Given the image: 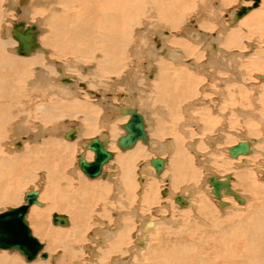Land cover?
I'll list each match as a JSON object with an SVG mask.
<instances>
[{
    "label": "bare ground",
    "instance_id": "bare-ground-1",
    "mask_svg": "<svg viewBox=\"0 0 264 264\" xmlns=\"http://www.w3.org/2000/svg\"><path fill=\"white\" fill-rule=\"evenodd\" d=\"M231 1L233 0H218V7L209 9L211 6L207 8L205 3L202 7L198 6L196 0H0V205L12 204L9 208H16L26 204L25 196L28 192H37L38 204L30 205L25 214V220L26 222L29 220L27 224L30 223L31 227L29 224L28 227L42 245V249L36 258L29 262L30 264H52V262L53 264H92V262L98 264H264V186L257 183L255 174L258 175V171L255 174L252 173L255 163L249 162V160H256L254 154L259 149L256 150L254 144L258 141L255 139L258 135L244 136L255 135L261 128L264 132V86L262 85L264 73L251 72L264 66V51L255 49L258 45L247 40V35L245 36L240 29L232 31L226 26V22L215 21V18L220 15L218 9H223ZM254 3L255 0H247L239 6H255L244 13L247 17L251 14V17L244 19L242 15L240 17H243L242 19L235 20L234 15L231 14L227 21L231 19L230 17L233 22L240 20V26L245 25L249 33L261 34L264 31V0H257L253 5ZM239 7L235 9V12ZM45 12L47 15H44ZM191 14L195 15V19L189 22L187 19L191 18ZM9 15L13 16V20L8 19L11 26L6 27L4 26L5 18ZM21 24L23 30H31L29 34L36 43L35 49L26 54L30 55L28 57L16 56L14 50L17 53L18 41L15 40V42L7 37L9 31L12 35L14 26L18 27ZM252 26L255 28L249 30ZM212 32L216 33L212 34ZM214 39L226 51L214 50ZM244 40L246 45L242 46ZM239 45L244 48L231 50ZM204 52L207 53L205 59L202 57L205 55ZM217 52L220 55H217ZM231 53L235 59L230 58L223 62L222 57L228 59ZM200 56L202 61L198 59ZM141 57L149 59L146 75L150 80L141 77L143 72L138 73L141 69ZM239 59L245 60L241 63ZM228 63L232 67L227 68L225 64ZM215 65L225 68V71L229 70V73L236 74L239 78L230 74L222 76L221 71L217 75ZM254 76L255 78L252 79L251 77ZM83 81L87 84L82 83ZM119 85H123L128 92L123 91L116 97ZM81 92L91 99L97 95L100 98L98 101L92 99L93 104H91L89 102L91 99L84 101L86 98ZM200 95H206V97ZM223 98L227 101L221 103ZM100 105L102 106L99 107ZM130 105H136L137 109H133L142 116L147 141H138L131 149L120 150L117 140L124 134L121 126L130 117L129 114H122V110L131 108ZM206 109L213 111V116ZM183 110H189L187 112L191 110L192 114L193 110L198 111V114L200 111V114L204 115L201 116L204 125L194 126H197L195 128L200 132L204 129H208L210 133L214 131L212 137L205 140L211 151H206L205 144L202 143L205 138L200 136L202 142L194 139L192 142L185 141V149L181 144L180 135L178 137L175 135V141L169 139V136H173L169 134L177 129L179 131L176 132L186 134L184 127L187 125L179 119ZM73 112L82 115L78 124L73 121L60 124V119L71 117ZM185 115L188 114L185 113ZM217 116L223 119L218 120ZM257 118H260L262 126L258 130L253 127L256 124L253 123V119ZM117 120H120L122 130L118 128ZM167 122L170 127L167 126ZM238 122H246L249 127L247 126L246 131L235 129L236 135L241 139L231 144L224 140L226 136H229L224 135V129ZM257 123V125L260 124L258 121ZM9 125H13L12 136L16 137L12 140V145L8 142L6 145L8 138L6 139L5 132ZM104 126L110 134V140L116 142L115 151H112V145L107 147L109 140L103 138L101 127ZM60 127L63 130L61 129L62 132L58 133ZM37 128L38 130L35 131ZM98 131V135H94ZM51 133L54 136L59 134L63 140L74 142V146L75 142L79 144H77L78 153L76 154L77 166L78 155L84 153L87 161L93 158L94 153L85 150L90 139L98 137L100 141H106V150L111 149L108 151L114 156L102 166L104 176L90 179L106 178L110 183L79 181L76 186L73 185L68 177L69 171L66 166L67 156L72 154H68L70 145L49 139L48 135ZM42 135L47 137L42 141L39 140V143L38 139ZM86 135L91 136L88 141L80 140V137ZM235 137H233L234 141ZM222 141L230 145L227 147L224 145L223 148L220 145ZM242 141L250 143V152L231 157L233 159L229 158L232 162L229 164H233L234 169L232 170V166L228 167V170L231 168V171L235 173L226 171L227 173L220 175L215 173L218 171H211L212 166H220L219 163L223 162L224 155L228 154L230 157L229 147ZM139 142L142 144L140 145ZM117 148L124 155L116 156L119 151ZM187 148L194 155V159L196 158L193 162H196L200 169L192 163L193 157L191 159V156H187L185 152H188ZM21 151L23 152L19 153ZM151 153L156 155L151 156ZM158 156L164 158V165L162 172L157 176L154 168L148 167L150 159ZM136 160H138L136 181L137 184H143L142 189H139V200L136 198L141 205L140 210H148L154 201V196L157 195H153L155 191L151 184L145 183L149 179L148 176H151L153 180L158 178L159 181L166 183L159 193L163 200L160 205H155L154 211L152 210L153 217L164 216L161 210L166 211L169 206L171 208L173 202L177 207L179 206V210L182 209V212L184 208L188 210L193 207L194 200L184 194L186 192L174 193L173 189L179 190L178 187L182 184L179 188L188 190L196 198L200 189L194 182L200 175L198 170L201 169H204L207 175L203 177L205 182L211 174L218 175L222 177L221 179L225 175H230L231 189L238 193L244 202L238 203L232 195L225 196L222 193L220 199L226 204L221 205L220 199L214 196L210 187V190H207L209 198L216 205V209L213 208L214 206L212 208L214 211L220 208V213L229 212L227 214L229 216H224V219H219L218 223L211 224L210 228L206 226L209 228H206L207 230L205 227L198 228L195 225L184 227L188 223H184L183 227L177 223L173 225L170 223L171 227L167 228L172 230L161 229L164 228L161 227L160 230L164 232L156 234L155 231L159 228L157 222L161 219L155 221L138 213L136 210L138 205L136 208H130L128 205V210L123 209L121 214L114 213L116 216L112 225L107 223L106 226H102L98 213H96L95 222L91 218L92 205L103 203V197L112 193L109 195L110 198L121 201L124 199V196L123 199L120 198L121 195L136 196L134 192L137 187L133 188L134 181H132L135 175L130 173V169L134 171L130 165ZM255 165L258 166V164ZM170 167L171 180L169 176L166 177ZM39 169L46 171L50 181L55 180L53 186L50 185L51 187L43 195L36 187H33L23 195L21 200L19 196L21 184L28 181ZM259 170L261 173L259 175L263 179L264 169L259 168ZM200 177L202 176H199V179ZM235 177H240L243 182L247 180L246 185H249L256 194L255 197L252 195L254 201L250 202L247 195L236 189ZM151 179L150 182H152ZM184 181L191 182H187L186 185ZM62 183L67 184L65 190L60 187L63 186ZM162 190H166L164 196L161 193ZM177 195L184 198L187 203L180 205L175 202L174 198ZM45 197L49 201L48 204L41 202V199ZM231 198L237 202V205ZM17 202L19 203L16 204ZM201 205L204 206L203 203ZM202 206L197 208L198 212L200 210H202L201 213L203 212L205 207L202 208ZM5 208H2L3 212L9 209ZM52 211L68 212L70 217L66 216L67 225L53 224L54 212ZM157 211H161L162 214H158ZM201 215L203 216V213ZM48 221L53 226L57 225L54 227L56 230L59 229L60 236L53 235L51 226L46 225ZM44 237H47V244L42 243ZM46 248L50 251L48 252ZM0 250L9 253L11 258H14L12 253L17 252L16 250ZM43 253L46 256L42 258ZM4 257L8 258L5 255ZM21 257L24 259L22 255ZM12 259L3 260L0 264L19 263V260L15 259L16 262ZM41 259L44 260L39 261Z\"/></svg>",
    "mask_w": 264,
    "mask_h": 264
},
{
    "label": "rangeland",
    "instance_id": "rangeland-1",
    "mask_svg": "<svg viewBox=\"0 0 264 264\" xmlns=\"http://www.w3.org/2000/svg\"><path fill=\"white\" fill-rule=\"evenodd\" d=\"M243 2H247V0H233V1H231V3L230 4H227L225 7H223V9H218V11L220 12V15L219 16H217L216 18H215V21L216 22H226V26L229 28V30H232V31H234V30H237V29H240L241 30V32L246 36L247 35V40H249L250 42H252V43H255V44H257L258 45V47H256L255 49H260V51H264V37L262 38V36H264V31L261 33V34H259V33H255V32H251V33H249L250 31H248V28L247 27H245V25H242V26H240V20L239 21H236V22H233L232 21V17H230L231 19L229 20V21H227V18L232 14V15H234V12H235V9L236 8H238ZM196 3H198V6H200V7H202L203 6V3H205L206 4V6L205 7H209V6H211V7H209V9H213L214 7H218V0H196ZM199 3H202V4H199ZM208 3V4H207ZM251 4H252V1L250 2ZM210 4V5H209ZM6 6V5H5ZM7 7V6H6ZM207 7V8H208ZM204 8V7H203ZM255 9H257V8H255ZM260 10V8L258 9V11ZM255 13L257 12V10L256 11H254ZM44 15H47V12H45V14ZM13 16H15V18H16V15L15 14H13ZM12 16V17H13ZM246 16V17H245ZM249 16V15H248ZM252 15L250 14V16L249 17H251ZM11 17V15H9L8 16V18H5V24H4V26H6V27H9V26H11V23H9V20H13V18ZM244 19L245 18H249V17H247V14H245L244 16ZM242 17V18H243ZM242 18H240V19H242ZM9 19V20H8ZM27 19V18H26ZM187 19V18H186ZM193 19H195V15H193V14H191V18H188L187 20H189V22H192V21H194ZM11 20V21H12ZM25 20V19H24ZM24 20H22V21H24ZM34 21H39V20H34ZM243 21V20H242ZM241 21V22H242ZM26 22V21H25ZM39 23V22H38ZM253 24V23H252ZM251 24V25H252ZM7 25H9V26H7ZM231 25V26H230ZM250 25V26H251ZM253 25H255V24H253ZM249 28H251V27H249ZM255 28V27H254ZM253 28V26H252V28L251 29H249V30H253L254 29ZM256 30H258V29H256ZM213 33H216V32H212V34ZM254 33V34H253ZM10 35V36H9ZM261 35V36H260ZM257 36V37H256ZM7 37L8 38H10L11 40H13V41H15V39L12 37V35L10 34V31L8 32V34H7ZM256 40V41H255ZM16 42V41H15ZM214 50H216V51H218L219 49H222V50H225V48L223 47V46H220V43L219 42H216L215 41V39H214ZM149 42H147V44H148ZM244 45H246V40H244L243 42H242V46H244ZM241 45H239V46H237V47H234V48H231V50L233 49V50H240V49H243L244 47H242ZM210 47V46H209ZM208 47V48H209ZM260 47V48H259ZM246 48V47H245ZM257 49V50H258ZM226 51V50H225ZM219 53L221 54V51H219ZM218 52H217V55H220ZM14 54L16 55V56H18V57H28V56H30V55H19V54H17V53H15V50H14ZM203 54H205V55H203ZM201 56L204 58H206V54L207 53H203ZM252 55V54H251ZM200 56V57H201ZM200 57H198V59H199V61H200V59H201V61H202V57L200 58ZM204 58V59H205ZM230 58H234L235 59V56L231 53V55H230V57L228 58V59H226L224 56L222 57V61L224 60H229ZM247 57L245 56V59H246ZM203 59V60H204ZM219 59V58H218ZM244 59V60H245ZM51 60V59H50ZM240 60V59H239ZM244 60H240L239 62H241V63H243V61ZM223 61V62H224ZM230 62H231V60H230ZM148 63H149V59L147 58V57H141V59H140V65H141V69H140V71H138V73L139 72H143L142 73V75H141V77L142 78H144L145 80H150L149 78H148V76L146 75L148 72L146 71V69H148V67H147V65H148ZM232 63V62H231ZM230 63V64H231ZM226 65V67L227 68H230V67H232L231 65H229V63L228 64H225ZM264 67V66H263ZM263 67H259L258 69L260 70V69H262V70H258V69H254L253 71H251V72H254V73H264V69H263ZM145 69V70H144ZM221 69V70H220ZM225 68H223L222 69V67L221 68H219L217 65H215V73L218 75L219 74V72L221 71L222 72V76H227V74H230V75H234V76H236V77H238L236 74H233V73H229V70L227 71H225L224 70ZM256 70V71H255ZM258 70V71H257ZM55 74L57 75V73L55 72ZM145 74V75H144ZM224 74V75H223ZM84 75V74H83ZM145 77H147V78H145ZM239 78V77H238ZM252 79L253 78H255V76L254 77H251ZM252 79H250V80H252ZM243 80L241 79V82H242ZM72 82V81H71ZM81 83V82H80ZM82 83H86L85 81H83ZM87 84V83H86ZM85 84V85H86ZM262 85L264 86V83L262 82ZM76 86H77V84H76ZM121 88V89H120ZM123 88V89H122ZM82 89V88H81ZM119 90H118V92L115 94V96L117 97V94H122L123 93V91L124 92H128L127 90H125L124 89V87H123V85H119V88H118ZM120 91V92H119ZM81 94H84V92H81ZM107 95H108V93H107ZM85 96V97H84ZM99 95H97V96H93L92 97V99H95L96 101H98L99 100V98H100V96L98 97ZM199 96V95H198ZM200 96H203V95H200ZM205 97H206V95H204ZM203 96V97H204ZM83 97L84 98H86V99H84V101H89L91 98L88 96V95H86V94H84L83 95ZM89 98V99H88ZM92 99L89 101L91 104H93V102H91L92 101ZM83 101V100H82ZM227 101V99L226 98H223V101L221 100V103L222 102H226ZM105 102V101H104ZM104 102H103V104H104ZM118 104H123V103H118ZM102 105H100L99 107H101ZM130 107L131 108H135V109H137V107H136V105H130ZM194 107H196V106H194ZM197 107H200V108H203V107H201L200 105L198 106L197 105ZM100 109V108H99ZM108 110V109H107ZM202 110H205V108H203ZM207 110V109H206ZM185 111V112H184ZM187 111H189V110H183L181 113H180V115H179V119H181L180 121H182L183 123H185L187 126H185L184 127V129L186 130V134L185 135H183V133H181V132H176V131H179L178 129L173 133V131L169 134V135H173V136H169V139H172V140H174L175 141V135L178 137V135H180L179 136V138H180V141H182L181 142V144H182V146H184V149H185V144H184V142L186 141V142H188V141H190V142H192V141H194V140H202V139H200V137H203V138H205V139H203V144H205L204 146L206 147V151L208 150V151H211L212 149H210L209 150V146H208V144L206 143V139L207 138H209V137H212V135L214 134V131H211V133L208 131V129H204L202 132H200V131H198V129L197 128H195V127H197V126H194V125H204V121L203 120H201V116H204V115H201L200 114V111H199V114H198V111H195V110H193V114H195V115H197V116H195V115H193L192 114V111L190 110V112H187ZM209 113H211V116H213V114H214V112L212 113V112H210L209 110H207ZM184 113V114H183ZM185 113L186 114H188L187 116L185 115ZM72 114V113H71ZM74 114H76V115H74ZM74 115V116H73ZM73 115H71V117H63L64 119H60V124H64V123H66V121L67 122H69V121H73V122H75V123H79L80 121H81V118H82V115L80 114V113H74L73 112ZM184 115V116H183ZM183 116V117H182ZM188 117V118H187ZM200 117V118H199ZM220 117V116H219ZM218 116L216 117V119H218V120H220V119H223L222 117H220L219 118ZM183 118V119H182ZM186 118V119H185ZM190 118V119H189ZM194 118V119H193ZM75 119V120H74ZM79 119V120H78ZM120 119H121V117H120ZM199 120V121H198ZM256 120V121H255ZM185 121V122H184ZM187 121V122H186ZM225 121V120H224ZM252 121V120H251ZM257 121L260 123L259 125H257L258 123H257ZM190 122H193V123H190ZM196 122V123H195ZM201 122V123H200ZM226 122V121H225ZM248 122V121H247ZM256 123L253 127L256 129V130H258V128L260 129L262 126H261V122H260V118H257V119H253V123ZM77 123V124H78ZM116 123H117V126H118V128H119V130H122L121 129V125H120V120H117L116 121ZM190 123V124H189ZM239 123V124H238ZM238 123H236V125H234V126H232V127H230L229 125L228 126H226L225 128L226 129H224V135L226 136V135H229V136H226L227 138H225L224 140H226V141H228V142H230L231 144L232 143H234V142H236V140H240L241 138L240 137H238L237 135H236V132H235V129H238V130H242V131H244V129H245V131L248 129V124L246 123V122H243V123H241V122H238ZM245 123V124H244ZM169 123L167 122V126L168 127H170V124L168 125ZM171 124H172V122H171ZM10 126V127H9ZM9 126H7L6 127V129H7V132H5V137H6V139L8 140H6V145H8V143H9V145H12V140L14 139V138H16V137H13L12 136V132L13 131H11L12 130V127H13V125H9ZM172 126V125H171ZM175 126V125H174ZM237 126V127H236ZM248 126V127H247ZM256 126V127H255ZM106 126H104V127H101V129H102V133H103V138H107L108 140H109V142H108V144H107V147L109 146V145H112L113 146V149H112V151H115L114 150V146H116V142L114 143V142H112L111 140H110V134L107 132V127L105 128ZM188 127V128H187ZM192 127V128H191ZM193 127H194V129H193ZM238 127H240V128H238ZM247 127V128H246ZM229 128H230V130H229ZM233 128V129H232ZM62 128L60 127V130L58 131V133L61 131L62 132V130H61ZM190 129H192V130H190ZM196 129H197V131H196ZM38 130V128L35 130V131H37ZM195 130V131H194ZM225 130H227V131H225ZM232 130V131H231ZM237 130V131H238ZM189 131H191L194 135H192V133L191 132H189ZM197 132V133H196ZM228 132V133H227ZM258 133L257 134H247V135H244V136H247V137H252V136H256V135H258V136H256L257 138H255V139H257L258 141H259V143H258V141H256V143L254 144L255 145V148H256V150L257 149H259V150H257L256 151V153L254 154V159H256L257 160V162H256V160H249V162H250V164H258V166H259V168L262 170V169H264V168H261V167H264V132H263V130H262V128L260 129V130H258L257 131ZM263 132V135H261V133ZM9 133V134H8ZM97 133V134H96ZM98 133H99V131L98 132H95L94 133V135H98ZM177 133V134H176ZM190 133V134H189ZM196 133V134H195ZM211 134V136H210V134ZM227 133V134H226ZM230 133V134H229ZM197 134H198V136H197ZM206 134V135H205ZM208 134V135H207ZM8 135V136H7ZM50 135V136H49ZM48 135V138L49 139H51V140H54V141H56V142H58V141H60L61 143H65L66 145H70V147H71V149H70V147H69V153L68 154H71L70 156L68 155L67 157V159H66V166H67V170L69 171L67 174H68V177H69V179H70V181H71V183L73 184V185H77L78 183H79V181L80 182H87V183H90L91 181H93V182H97V183H106V184H108V183H110L109 181H108V179H102V178H98L97 180H91L90 178H88V177H86L81 171H80V169L78 168V166L76 165L77 163V159H76V154L78 153V146H77V142H75V146L73 145L74 144V142H72V141H66V140H63V138L59 135V134H57L56 136H54V134H49ZM52 135V136H51ZM91 135H93V134H91ZM167 134H165V136H166ZM186 135H187V138H185L186 137ZM197 137H196V136ZM206 136V137H204V136ZM234 135V136H233ZM251 135V136H250ZM261 135V136H260ZM22 136V135H21ZM20 136V137H21ZM196 138H195V137ZM200 136V137H199ZM237 137V139H236V137ZM261 137V139H260V137ZM263 136V137H262ZM47 136L46 135H42L41 136V138L40 139H38V142L40 143V141H42L43 139H45ZM54 137V138H53ZM91 136L90 135H86V136H82V137H80V140H82V141H84V140H87L88 141V138H90ZM174 137V138H173ZM189 137V138H188ZM199 137V138H198ZM233 137H235V141H234V138ZM59 138V139H58ZM259 138V139H258ZM187 139H189V140H187ZM194 139V140H193ZM40 140V141H39ZM62 140V141H61ZM64 141V142H63ZM220 141V140H219ZM226 141H222V142H220V145L223 147L224 145V147H227V145H230V143L228 144V142H227V145H226ZM8 142V143H7ZM36 142L34 141V144H35ZM140 143V145L142 144L141 142H139ZM222 143H225V144H223L222 145ZM256 144H257V146H256ZM5 145V146H6ZM28 145H30L29 143H28ZM72 145H73V147H72ZM79 145V144H78ZM208 146V147H207ZM220 146V147H221ZM117 147V146H116ZM223 147V148H224ZM260 147V148H259ZM76 149V150H75ZM188 149V148H187ZM71 150H73V151H71ZM108 150H110L111 151V149H108ZM117 150H119L118 148H117ZM71 151V152H70ZM23 151H21V152H19V153H22ZM91 152V151H90ZM161 152H166L165 150H161ZM186 153H187V156L189 155V156H191L190 158L192 159V157L194 156L193 154H191V152L189 151V149H188V152L187 151H185ZM74 153V154H73ZM92 153V152H91ZM160 153V152H159ZM158 153V155H162V154H159ZM261 153V154H260ZM191 154V155H190ZM122 155H124V153H122L120 150L119 151H117V154H116V156H122ZM151 156L153 155H156V154H154V153H151L150 154ZM173 156H174V154H172ZM258 155V156H257ZM263 155V156H262ZM188 156V157H189ZM225 156V157H224ZM223 156V162L224 161H226V163H227V161H229L228 162V164L227 165H230L229 163H232V162H230L231 160L229 159V158H231V157H229L228 156V154H226V155H224ZM118 157H116L117 159H116V161H118ZM228 157V158H227ZM260 157H262V158H260ZM227 158V159H226ZM260 158V159H259ZM231 159H233V158H231ZM68 160V161H67ZM263 160V161H262ZM138 160H136V162H134L133 164H131L130 166V168H133L134 169V171L132 172L131 170L132 169H130V173L132 174V175H135L133 178V180L132 181H134V187L133 188H135V187H137V189H135L136 191L134 192V194H136V196L135 195H131V194H128V195H121L120 196V198L121 199H123V196H124V199L123 200H118L117 198L114 200V199H112V198H110V196L109 195H111L112 193H110V194H108L106 197H103V199L102 200H104V202L103 203H96V204H94V205H92V214H91V218L92 219H94L95 220V216H96V213H98V214H100V220L102 221V226H106V224L108 223H111L110 225H112L113 224V219H114V217L116 216L114 213H122L121 211H123V209L124 210H128L129 209V206H130V208L131 207H133V208H136L137 207V205L139 206V207H137L136 208V210H138V213H142L143 215H145V216H147V218H153L155 221H158L159 219H161V220H159L157 223H158V225H159V228H157V230L155 231L156 232V234H158V233H163L164 231L163 230H160V228L161 227H164V228H161V229H168V230H172V229H170V228H167V227H171V225H173V224H179L180 225V227L182 226H184L185 224H187V225H185L184 227H186V226H194L195 225V227H198V228H200V227H205V229L206 228H210V226H211V224H215L216 222L218 223V221H219V219L220 220H222V219H224V216L225 217H227V216H229V215H227V214H229V212H223V213H220V211H219V209L220 208H217V210H215L214 211V209H216V205H214V203H213V200L211 199V198H209L210 196H209V194H208V191L210 190V186H209V184H207V182H205V180H204V176L206 175L205 174V172H204V169L202 170H198V174L200 173V175L199 176H202V177H200V179H199V176H197L198 178H196L197 180L194 182L195 184H197V186L196 187H199V195H197V197L195 198V195H192L191 194V192H189L188 190H186V189H184L183 190V188H179L181 185H179V187H178V189L179 190H175V189H173L175 192L174 193H184V192H186V193H184V194H186V195H188V196H190V198L192 199V200H194V201H192L193 202V207H188V208H190V209H188V210H186V208H184L183 210V212L181 211L182 209L180 208V210H179V206L177 207V205L173 202V205L171 206V208H167V210H166V208L164 209V210H166V211H163V210H161L164 214H162V212L161 211H157L158 212V214H162V215H164V216H159V218H157L158 216H156V217H153L154 216V214H153V211L155 210L154 209V207H155V205L157 206V204L158 205H160V202L163 200V198H162V196H161V194H159L160 193V190H161V188H162V186H165L166 185V183L165 182H163V181H159V179L157 178H155L154 180L153 179H151L152 177L151 176H148V180H149V183H147L148 182V180H147V182H145L147 185L149 184H151V186L153 187V191H155V193L153 192V195H155V194H157V195H155L154 196V201H153V203L152 204H154V205H150L151 207H149V209L148 210H140V207H141V205H139V202H138V200H139V198H140V194H139V189H142V186H143V184H137V181H136V176H137V167H136V165H137V162ZM193 161H196V158L194 159V157H193V159H192V163L193 164H195L194 166L195 167H197L198 165L196 164V162H193ZM233 161V160H232ZM255 161V162H254ZM223 162H221V163H219V165L221 166V164H223ZM258 162H261V163H258ZM113 163V162H112ZM226 163L224 162V165H222L221 167L220 166H217L216 165V167L215 166H212V169H211V171H218V172H215L216 174H220L221 175V173H222V175H223V173L225 174V173H227V172H233V173H235V171H231V168H229V170H228V167H232L233 166V168H232V170L234 169V165L233 164H231L230 166H227L226 165ZM233 163H235L234 161H233ZM140 164H141V166H143L142 165V163L140 162ZM148 163H146V165H147ZM253 165V169L254 170H252L253 172V174H255V172L256 171H258L257 173H258V175L257 174H255L256 175V178H257V183L258 184H261L262 186H264V178L262 179L261 177H260V175L259 174H261V173H259V168H258V166L257 165ZM259 164H261V165H259ZM111 165H114V164H111ZM134 165V166H133ZM211 165H213V164H211ZM133 166V167H132ZM110 167V166H109ZM148 167V166H147ZM151 166L149 165V167L148 168H150ZM220 167V169H218ZM224 167V168H223ZM256 167V168H255ZM152 168V167H151ZM213 168H216V169H218V170H215V169H213ZM226 168V169H225ZM110 169V168H109ZM153 169V168H152ZM197 169H200V167L198 166L197 167ZM222 169L224 170V171H222ZM236 170V169H235ZM222 171V172H221ZM227 171V172H226ZM204 172V173H203ZM174 173V172H173ZM202 173V174H201ZM232 173V174H233ZM80 174V175H79ZM83 174V175H82ZM167 176L166 177H168L169 176V179H170V177H171V174H172V169H171V167H170V169H168L167 170ZM197 174V175H198ZM77 175V176H76ZM207 176V175H206ZM74 177V178H73ZM86 177V178H85ZM49 178V176H47V174H46V171L44 170V169H39L37 172H35V174L34 175H32V177H30L29 179H28V181H25V182H23L22 184H21V186H20V189L22 190V191H20V189H19V192H20V198H21V200H22V197H23V195L28 191V190H30L31 188L33 189V187H36L38 190H39V193L41 194V195H43V193L47 190V189H49V187H51V186H53V182L55 181V180H53V179H51V181H50V179H48ZM236 178V180L234 181V183L236 182V184L237 185H235V187H236V189L238 188V190H239V192H241L242 194H245V195H247L250 199H249V201L250 202H252V201H254L255 199H254V195H256L253 191H252V188H250V186L249 185H246V183H248L247 182V180H245L244 182H243V179H240V177H235ZM102 179V180H101ZM150 179L152 180V182H150ZM259 179H262V180H259ZM74 180V181H73ZM171 180V179H170ZM204 182H203V181ZM239 180H240V182H239ZM155 181V182H154ZM159 181V182H158ZM199 181H200V183H203V184H200L199 183ZM242 181V182H241ZM260 181V182H259ZM27 182V183H26ZM187 182H191V181H184L183 183L185 184L186 183V185L188 184ZM155 183H157V184H155ZM160 183V184H159ZM163 183H165V184H163ZM169 183H170V181H169ZM240 183H242L241 185H240ZM63 184V186H60L61 188H64V190L66 189V187H67V184L65 183V185H64V183H62ZM62 184H60V185H62ZM155 184V185H154ZM161 184H163V185H161ZM206 184L209 186H207L206 187ZM245 184V185H244ZM23 185H26V186H23ZM48 185V186H47ZM51 185V186H50ZM155 186V188H154V186ZM65 186V187H64ZM244 186V187H243ZM141 187V188H140ZM203 189H201V188ZM36 189V190H37ZM157 190V191H156ZM208 190V191H207ZM246 190V191H245ZM247 190L249 191V192H247ZM41 191V192H40ZM180 191V192H179ZM184 191V192H183ZM203 191V192H202ZM206 191V192H205ZM22 192V193H21ZM158 192V193H157ZM253 192V194H251ZM113 193H115V191H113ZM204 193H206V194H204ZM138 194V195H137ZM208 194V195H207ZM201 195H203V197L201 196ZM254 197H253V196ZM109 196V197H108ZM132 198H131V197ZM139 196V197H138ZM160 196V197H159ZM208 196V197H207ZM225 196H227V195H225ZM41 197V196H40ZM125 197H128L127 199L125 198ZM134 197V198H133ZM106 198V199H105ZM138 200H137V199ZM160 198V199H159ZM204 198V199H203ZM253 198V199H252ZM49 199V198H48ZM135 199V200H134ZM156 199V200H155ZM197 199V200H196ZM200 199H202V200H200ZM42 200H44V201H42ZM111 200V201H110ZM126 200V201H125ZM137 200V201H136ZM199 200V201H198ZM231 200H232V198H231ZM106 201V202H105ZM110 203H108V202ZM236 205H237V202L236 201H234V200H232ZM22 202V201H21ZM41 202H44V204H48L49 203V201L47 200V197H45L44 199H41ZM131 202V203H130ZM159 202V203H158ZM19 202H17L16 204H18ZM118 203V204H117ZM128 203V204H127ZM156 203V204H155ZM200 203V204H199ZM201 203H203L204 204V206H202L201 205ZM209 204V206H207L208 204ZM213 205H212V204ZM113 204V205H112ZM131 204H133V205H131ZM200 206H199V205ZM12 205V204H11ZM11 205L9 204V205H0V213L1 212H3L2 210L5 208V209H7V208H9V207H11ZM98 205V206H97ZM112 205V206H111ZM115 205V206H114ZM117 205V206H116ZM118 205H119V208H118ZM129 205V206H128ZM211 205V206H210ZM2 206V207H1ZM105 206V207H104ZM121 206V207H120ZM125 206H126V208H125ZM195 206H197V207H195ZM202 206V208L203 207H205V208H207V207H209V208H207V209H209V210H207V209H203V216L201 215L202 213H201V211L202 210H200L199 212L197 211V208H200ZM212 206H214L213 208H212ZM37 207H39V206H37ZM94 207V208H93ZM3 208V209H2ZM102 208V209H101ZM120 209V210H119ZM178 209V210H177ZM102 210V211H101ZM153 210V211H152ZM170 212H169V211ZM189 210H191V211H189ZM205 210V211H204ZM207 210V211H206ZM104 211V212H103ZM106 211V212H105ZM108 211V212H107ZM151 211V212H150ZM168 211V212H167ZM194 211V212H193ZM218 213H217V212ZM52 212H54V213H60V214H62V215H64L65 214V216H67V217H70V215H69V213L68 212H58V211H52ZM102 214H101V213ZM167 212V213H166ZM207 212V213H206ZM209 212L211 213L212 212V214H209ZM214 212V213H213ZM29 213V212H28ZM151 213V214H150ZM186 213V214H185ZM225 213V214H224ZM119 214V215H120ZM165 214H166V217H165ZM210 216H209V215ZM218 216H217V215ZM92 215H93V217H92ZM104 217H103V216ZM108 215V216H107ZM170 215V216H169ZM175 215V216H174ZM179 215V216H178ZM181 215V216H180ZM185 215V216H184ZM193 215H195V216H193ZM196 215H197V217H196ZM199 215V216H198ZM212 215H215V216H213L212 217ZM174 216V217H173ZM206 216V217H205ZM27 217V216H26ZM161 217V218H160ZM179 217H181V218H179ZM184 217V218H183ZM193 217V218H192ZM198 218L197 220L195 219V218ZM202 217H203V219H202ZM211 217V218H210ZM217 217V218H216ZM146 218V219H147ZM170 218V219H169ZM210 218V219H209ZM27 219V218H26ZM192 219H194V220H192ZM202 219V220H201ZM213 219V220H212ZM99 220V221H100ZM162 220H165V221H162ZM177 221V222H175V221ZM199 220V221H198ZM203 220H204V222H203ZM212 220V221H211ZM215 220V221H214ZM106 221H108V222H106ZM173 221V222H172ZM180 221H182V222H180ZM27 222H29V220L27 221ZM95 222H96V220H95ZM105 222V223H104ZM163 222V223H162ZM195 222H197V223H195ZM202 222V223H201ZM48 224H46L47 226H51V231H53L52 233H54L53 235H59L60 236V232H59V229H57L56 230V227H57V225H54V226H56V227H54L53 226V224L52 223H50L49 221L47 222ZM104 223V224H103ZM135 223V222H134ZM162 223V224H161ZM170 223H171V225H170ZM182 223H183V225H182ZM185 223V224H184ZM191 223H192V225H191ZM195 223V224H194ZM206 225H205V224ZM29 224V226H30V223H28ZM52 224V225H51ZM71 224V223H70ZM137 224V223H136ZM163 225V226H162ZM178 225V226H179ZM197 225V226H196ZM222 225V224H221ZM99 226H101V225H99ZM206 226H208V227H206ZM31 227V226H30ZM29 227V228H30ZM208 228V229H209ZM207 230V229H206ZM32 231V230H31ZM159 231V232H158ZM153 237H154V235H153ZM46 238L47 237H44V239L42 238V243H44V244H47V242H46ZM48 240V239H47ZM46 250L49 252L50 250L49 249H47L46 248ZM7 252H1V250H0V258L1 259H3V257H4V255L7 257L8 256V258H6V259H12L11 257H9V253H7ZM9 254V255H8ZM13 255L12 256H14V258L12 259V260H15V259H17V261L19 262V263H17V264H28L27 262H25L24 261V259L21 257V255H19L17 252L16 253H12ZM17 254V255H16ZM18 256V257H17ZM20 258H22V261H20L21 259ZM0 259V263L1 262H3V260H6L5 259V257H4V259L3 260H1ZM42 260H44V259H41V260H39V261H42ZM16 261V260H15ZM16 261V262H17ZM30 264V263H29ZM52 264H53V262H52ZM89 264H91V263H89ZM92 264H98V263H96V262H92Z\"/></svg>",
    "mask_w": 264,
    "mask_h": 264
},
{
    "label": "water",
    "instance_id": "water-1",
    "mask_svg": "<svg viewBox=\"0 0 264 264\" xmlns=\"http://www.w3.org/2000/svg\"><path fill=\"white\" fill-rule=\"evenodd\" d=\"M256 2L257 0H255V3ZM255 3L253 5H255ZM253 7H239L234 14V19L237 20ZM30 31V29L23 30L22 24L18 27L14 26L13 28L12 37L18 41L16 52L20 55H26L36 47L34 38L29 34ZM122 114H129L130 117L127 122L121 126L124 130V134L117 140L118 148L120 150H127L131 149L138 141L146 142L147 135L144 129L142 116L133 108L122 110ZM105 144L106 141L103 142L100 141L98 137H94L90 139L85 146V150H90L94 153L92 160L87 161L84 157V153L78 155V167L87 177L96 178L101 175L104 176V174H102V166L114 156L113 153L106 150ZM228 152L230 157H236L238 154H247L250 152V143L247 141L238 142L229 147ZM149 164L154 168L155 174L158 176L162 172L164 158L159 156L155 157L150 159ZM221 178L215 174H211L207 178V182L212 188L211 192L214 196L220 199L222 193L225 195H232L238 203H243L244 199L240 197L238 193H235L230 187V180L232 177L230 175H225L223 179ZM161 193L164 196L166 190H162ZM36 197L37 192L30 191L25 196L26 204L16 208H9L8 211L0 213V249L16 250L24 257L26 262L35 259L42 249V245L33 236L32 231L25 220V214L30 205L37 203ZM174 201L180 205H185L187 203V201L180 195H177L174 198ZM219 203L221 205L226 204V202L221 201V199L219 200ZM52 223L67 225L68 220L66 216L54 213L52 214ZM45 256V253L41 254L42 258Z\"/></svg>",
    "mask_w": 264,
    "mask_h": 264
}]
</instances>
